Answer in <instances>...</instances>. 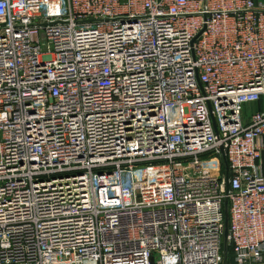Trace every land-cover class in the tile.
Segmentation results:
<instances>
[{
  "label": "built area",
  "instance_id": "obj_1",
  "mask_svg": "<svg viewBox=\"0 0 264 264\" xmlns=\"http://www.w3.org/2000/svg\"><path fill=\"white\" fill-rule=\"evenodd\" d=\"M262 102L264 2L0 0V264H264Z\"/></svg>",
  "mask_w": 264,
  "mask_h": 264
},
{
  "label": "crops",
  "instance_id": "obj_2",
  "mask_svg": "<svg viewBox=\"0 0 264 264\" xmlns=\"http://www.w3.org/2000/svg\"><path fill=\"white\" fill-rule=\"evenodd\" d=\"M259 2H264V0H258ZM264 105V102L260 103L259 105H255L252 108H259L260 106ZM251 108V109H252ZM262 108L261 110H263ZM252 112V111H251ZM258 167H259V172L262 176H264V148H262L259 152V160H258Z\"/></svg>",
  "mask_w": 264,
  "mask_h": 264
},
{
  "label": "rangeland",
  "instance_id": "obj_3",
  "mask_svg": "<svg viewBox=\"0 0 264 264\" xmlns=\"http://www.w3.org/2000/svg\"><path fill=\"white\" fill-rule=\"evenodd\" d=\"M262 108H264V105L260 106L259 108L258 107L257 108L256 107L255 108H252L251 111L252 112H257V111H260ZM223 246H224L225 249L228 248L227 244H225V243H223Z\"/></svg>",
  "mask_w": 264,
  "mask_h": 264
},
{
  "label": "water",
  "instance_id": "obj_4",
  "mask_svg": "<svg viewBox=\"0 0 264 264\" xmlns=\"http://www.w3.org/2000/svg\"><path fill=\"white\" fill-rule=\"evenodd\" d=\"M224 225H225L224 238L226 239V237H227V233H228V228H227L228 221H227V218L225 219Z\"/></svg>",
  "mask_w": 264,
  "mask_h": 264
},
{
  "label": "trees",
  "instance_id": "obj_5",
  "mask_svg": "<svg viewBox=\"0 0 264 264\" xmlns=\"http://www.w3.org/2000/svg\"><path fill=\"white\" fill-rule=\"evenodd\" d=\"M226 251H227L228 253H230V249H229V248H227Z\"/></svg>",
  "mask_w": 264,
  "mask_h": 264
}]
</instances>
